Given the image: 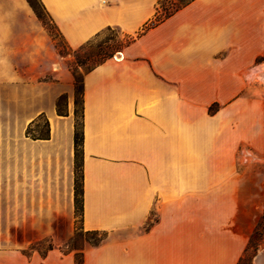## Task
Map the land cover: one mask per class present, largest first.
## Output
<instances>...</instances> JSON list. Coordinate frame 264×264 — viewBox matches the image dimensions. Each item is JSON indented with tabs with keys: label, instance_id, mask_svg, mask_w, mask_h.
<instances>
[{
	"label": "crops",
	"instance_id": "1",
	"mask_svg": "<svg viewBox=\"0 0 264 264\" xmlns=\"http://www.w3.org/2000/svg\"><path fill=\"white\" fill-rule=\"evenodd\" d=\"M41 1L71 49L108 27L135 36L158 5ZM33 20L26 0H0V264H75L61 249L77 222L74 76L19 67L35 62ZM263 56L264 0H193L84 74L83 227L106 232L84 264H237L242 154L264 147ZM42 114L50 136L34 139Z\"/></svg>",
	"mask_w": 264,
	"mask_h": 264
},
{
	"label": "rangeland",
	"instance_id": "2",
	"mask_svg": "<svg viewBox=\"0 0 264 264\" xmlns=\"http://www.w3.org/2000/svg\"><path fill=\"white\" fill-rule=\"evenodd\" d=\"M164 2L166 0H161L162 4ZM36 4L42 13L43 19L40 20L31 8L34 15L31 24L32 35L30 36L33 45L32 48H26L23 54L31 53L30 56L25 57L29 60L34 54L35 62L25 63L21 61L18 63L25 73L29 72L31 74V67L36 64L37 72H42V68L48 65L54 70L58 69L59 66H64L72 74L75 72L78 76L83 77L85 73L97 66L105 55L112 54V57L118 55L127 40V35L119 28L111 27L100 32L90 43L85 44V47L71 49L60 35L51 17L41 9L37 2ZM22 22L25 23V21ZM19 40L23 41L26 38L22 35L19 36ZM54 76V71L51 70L49 72L43 71L40 75L41 78L51 80ZM255 84H257V93L262 98L264 106V80L259 79ZM43 124L44 121L41 120L37 125L40 126V130L43 129ZM37 126L34 127V130L38 129ZM246 156L247 154H242L243 179L246 182L243 190L244 204L241 208V216L236 224V226L241 225L242 232V252L237 264H256L257 255L264 252V147L259 154H254L249 159ZM259 186H261L260 189ZM79 225L80 223L77 221L76 226ZM60 227H65V224H60ZM66 243L61 246L64 251L68 250ZM49 244L53 245L50 239L34 245L39 252L44 253ZM76 244L79 247L86 245V237H78Z\"/></svg>",
	"mask_w": 264,
	"mask_h": 264
},
{
	"label": "trees",
	"instance_id": "3",
	"mask_svg": "<svg viewBox=\"0 0 264 264\" xmlns=\"http://www.w3.org/2000/svg\"><path fill=\"white\" fill-rule=\"evenodd\" d=\"M30 7L33 9L37 17L42 20V13L39 10L36 2L40 5L47 14V10L41 0H26ZM193 0H166L163 4L161 0H158L157 10L154 17L147 22L143 28L134 35H127L123 47L129 45L137 37L145 33L148 29L160 24L177 11L187 6ZM49 15V14H48ZM50 17V16H49ZM52 20V19H51ZM111 27H108V29ZM107 29V28H106ZM102 32V31H101ZM99 33L95 36L97 37ZM88 41L87 43H90ZM106 42V41H105ZM104 42V43H105ZM85 43V44H87ZM85 44L79 48L85 47ZM122 47V48H123ZM112 57V54L105 55V57L98 63H102L108 58ZM263 57L261 58V60ZM97 64V65H98ZM94 68V67H93ZM74 76V203H75V214L76 220L79 221L80 225L76 226L74 235L65 244L68 250L65 252H74L75 264H84V252L87 247H95L101 245L105 238L106 232L100 230H85L83 227L84 217V76L80 77L75 72ZM56 111L59 115H67V95L62 94L56 101ZM43 120V129H39L37 126L40 121ZM38 129L34 130V127ZM27 135L34 139H47L50 136V125L47 117L42 114L35 121H33L27 128ZM86 237V245L79 247L76 244L78 237ZM35 248V245H33ZM53 245L49 244L48 249H52ZM64 251V250H63Z\"/></svg>",
	"mask_w": 264,
	"mask_h": 264
},
{
	"label": "bare ground",
	"instance_id": "4",
	"mask_svg": "<svg viewBox=\"0 0 264 264\" xmlns=\"http://www.w3.org/2000/svg\"><path fill=\"white\" fill-rule=\"evenodd\" d=\"M255 75H249V79H252ZM256 77L260 80H264V70L257 69ZM249 155V154H248ZM251 156V155H250ZM250 156L248 158H250ZM252 157V156H251ZM256 264H264V260L262 258H258L256 260Z\"/></svg>",
	"mask_w": 264,
	"mask_h": 264
},
{
	"label": "water",
	"instance_id": "5",
	"mask_svg": "<svg viewBox=\"0 0 264 264\" xmlns=\"http://www.w3.org/2000/svg\"><path fill=\"white\" fill-rule=\"evenodd\" d=\"M258 258H262V259L264 260V252H262L261 254H258L257 257H256V260H257Z\"/></svg>",
	"mask_w": 264,
	"mask_h": 264
}]
</instances>
